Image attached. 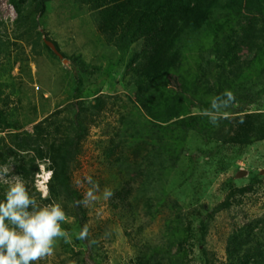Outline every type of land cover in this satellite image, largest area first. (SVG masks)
Segmentation results:
<instances>
[{"label": "trees", "instance_id": "1", "mask_svg": "<svg viewBox=\"0 0 264 264\" xmlns=\"http://www.w3.org/2000/svg\"><path fill=\"white\" fill-rule=\"evenodd\" d=\"M6 2L16 17L11 23H5L0 16V168L7 166L12 175L22 177L30 195H34L40 205L59 203L66 217L74 219L80 235L87 228V234L81 237L89 249L90 264H103L104 259L94 253L87 210L83 204H77L83 197L72 185L71 167L80 153L81 141L88 134V115H92L101 103V99L95 100L94 105L84 100L85 79L96 74L100 67L88 63L80 53L62 52L58 43L51 39L46 19L53 4L61 5L69 19L84 14L89 16L103 43L118 53L122 79L128 76L126 87L132 102L145 116L141 128L146 131L131 133L128 144L116 134L115 140L110 138L103 149L113 184L110 190L114 194L108 199L111 213L118 218L122 232L129 240H134L131 231L139 217L133 196L134 183L139 177L138 170L134 169L137 159H145L144 154L152 141L162 148L160 154L169 153V162L175 159L171 153L177 139L182 143L180 152L185 153V139L190 132L216 148L248 147L264 142V112L259 109L247 111L258 100L257 104L264 105V66L255 69L252 80L245 79L236 88H231L233 85L228 83L239 78L244 68L251 69L252 62L264 52V0ZM25 47L29 48L30 55ZM192 50H197L202 60L200 73L193 77L177 73L184 53ZM43 56L56 59L61 70L68 72L61 76L65 109H58L53 115L36 121L25 116L21 108V118L16 108H10L12 98L22 92V76L29 79L27 82L31 81V59ZM62 60L70 64L69 69L62 65ZM16 66L18 73L12 75ZM172 86L176 88L174 91L170 90ZM226 89L236 98L227 110L230 113L228 119L213 125L207 117L190 112V107L210 108L208 97ZM61 112L64 116L52 119ZM29 126L30 131L26 129ZM197 152L203 158H209L211 154V151L201 149ZM41 165H49L52 173L47 183V198H41L34 185ZM253 176L258 179L257 183L264 185L259 171ZM243 180L223 183L224 199L209 211L205 210L204 216L190 223L184 233H174L167 249L134 244L138 253L128 264H183L188 237L198 249L193 264H264L263 218L250 220L227 237L224 261H214L205 249L214 216L240 205L242 197L253 190L255 180L246 186ZM7 188L8 185L0 182V201L4 200ZM137 230L139 232L141 228ZM173 247L175 252L172 253ZM81 262L88 264L84 258Z\"/></svg>", "mask_w": 264, "mask_h": 264}, {"label": "rangeland", "instance_id": "2", "mask_svg": "<svg viewBox=\"0 0 264 264\" xmlns=\"http://www.w3.org/2000/svg\"><path fill=\"white\" fill-rule=\"evenodd\" d=\"M0 16L5 23H11L16 17L6 0H0ZM46 24L49 36L58 43L62 52L69 55L80 53L88 63L100 67L96 74L85 79L84 100L94 105L95 100L101 99V103L92 115H88V134L81 141L80 153L71 167L72 185L83 198L90 187L85 177L91 176L99 184V191L95 193L98 199L85 206L92 230L90 234L95 244L94 253L104 259L103 264H128L138 253L133 248L134 244H138L137 247L150 245L158 250H165L169 242L173 241L174 233H184L190 223L204 216L205 210L209 211L224 199L223 183L229 180L238 183V180L244 179L246 186L255 180L253 190L242 197L240 205L218 213L211 221L205 249L214 261H224L227 237L250 220L264 219V185L257 183L258 179L253 176L259 171L264 179V142L248 147L228 145L216 148L214 144H205L190 132L185 139V153L180 152L182 143L177 139L171 153V157L174 156L175 159L169 162V153L160 154L162 148L152 141L144 154L145 159H137L134 169L138 170L139 177L134 183L133 191L139 217L134 231L129 230L136 240H129L123 234L118 218L112 216L109 200L103 198L104 189L113 187L103 149L110 138L115 140L116 134L128 144L131 133L136 130H141L140 133L146 131L141 128L145 116L132 102L129 88L126 87L128 76L122 79L118 53L103 43L89 16L84 14L76 19H69L65 9L56 3L52 5ZM25 51L30 55L29 48L25 47ZM201 63L197 50L186 51L177 73L193 77L195 73H200ZM62 65L70 68V64L63 60ZM261 66H264V52L258 56L257 61L252 62L251 69L244 68L239 78L228 82L233 85L231 88L241 85L245 79L252 80L256 75L255 69ZM29 67L31 81L27 82L29 79L22 76V92L12 98L10 108H16L21 118L23 108L25 116L41 121L58 109H65L66 96L61 89V76L68 72L61 70L59 61L45 56L31 59ZM17 73L16 66L12 75ZM171 89L174 91L176 88L172 86ZM258 101L247 111L259 109L264 112V105L257 104ZM28 106H34L35 109H28ZM190 108L191 113H198L197 108ZM64 114H56L52 119L61 118ZM26 129L30 131V126ZM198 149L211 151L212 155L203 158L198 154ZM48 171L49 165H42L39 175L44 173V176H48ZM8 176H13L11 170ZM36 177L35 189L41 194L36 186ZM74 223V219L69 218L66 222H61V227L69 233L70 240L65 242L64 238H57L53 255L39 261V264H83V258L90 264L89 249L84 245ZM137 226L141 231L138 232ZM185 234L187 236L188 233L185 231ZM192 242L189 237L185 241L183 264L194 263L193 256L198 253V249Z\"/></svg>", "mask_w": 264, "mask_h": 264}, {"label": "clouds", "instance_id": "3", "mask_svg": "<svg viewBox=\"0 0 264 264\" xmlns=\"http://www.w3.org/2000/svg\"><path fill=\"white\" fill-rule=\"evenodd\" d=\"M235 100V95L226 89L210 98V108L197 111L216 125L221 119H228L230 113L227 110ZM9 171L7 166L0 168V182L8 185L4 200L0 201V264H35L53 255L57 238H64L65 242L70 240L69 233L61 227V222L68 218L62 206L55 201L40 205L36 197L30 195L22 177L13 175L9 178ZM48 172L49 181L52 173L51 170ZM85 180L90 187L77 204L88 206L98 199L95 193L99 191V184L91 176ZM113 194L105 188L103 198L108 200ZM47 196L45 189L43 197ZM86 234L85 227L81 236Z\"/></svg>", "mask_w": 264, "mask_h": 264}, {"label": "built area", "instance_id": "4", "mask_svg": "<svg viewBox=\"0 0 264 264\" xmlns=\"http://www.w3.org/2000/svg\"><path fill=\"white\" fill-rule=\"evenodd\" d=\"M47 182H48V176L47 175L44 176V173L36 177V186H37L38 191L41 192L42 197H43L44 190L45 189L47 190Z\"/></svg>", "mask_w": 264, "mask_h": 264}, {"label": "water", "instance_id": "5", "mask_svg": "<svg viewBox=\"0 0 264 264\" xmlns=\"http://www.w3.org/2000/svg\"><path fill=\"white\" fill-rule=\"evenodd\" d=\"M47 43H48L49 47H52V45L49 42H47ZM59 57H61V56L59 55ZM63 62H67V61L66 60H63Z\"/></svg>", "mask_w": 264, "mask_h": 264}, {"label": "crops", "instance_id": "6", "mask_svg": "<svg viewBox=\"0 0 264 264\" xmlns=\"http://www.w3.org/2000/svg\"><path fill=\"white\" fill-rule=\"evenodd\" d=\"M1 135V134H0Z\"/></svg>", "mask_w": 264, "mask_h": 264}]
</instances>
